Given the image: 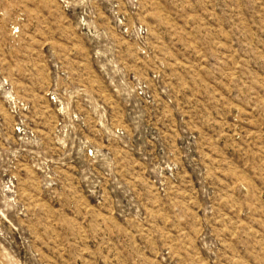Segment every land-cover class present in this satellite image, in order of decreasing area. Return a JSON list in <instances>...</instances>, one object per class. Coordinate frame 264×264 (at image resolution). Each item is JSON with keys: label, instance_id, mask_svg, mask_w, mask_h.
I'll return each instance as SVG.
<instances>
[{"label": "rangeland", "instance_id": "obj_1", "mask_svg": "<svg viewBox=\"0 0 264 264\" xmlns=\"http://www.w3.org/2000/svg\"><path fill=\"white\" fill-rule=\"evenodd\" d=\"M0 264H264V0H0Z\"/></svg>", "mask_w": 264, "mask_h": 264}]
</instances>
